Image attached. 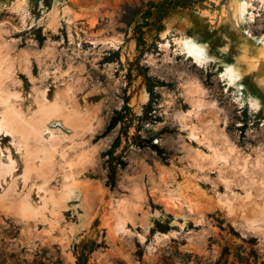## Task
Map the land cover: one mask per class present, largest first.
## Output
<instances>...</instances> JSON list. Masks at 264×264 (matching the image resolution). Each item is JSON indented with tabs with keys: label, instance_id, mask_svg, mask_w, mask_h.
Segmentation results:
<instances>
[{
	"label": "rangeland",
	"instance_id": "rangeland-1",
	"mask_svg": "<svg viewBox=\"0 0 264 264\" xmlns=\"http://www.w3.org/2000/svg\"><path fill=\"white\" fill-rule=\"evenodd\" d=\"M251 1L245 22L239 0H0V264H264V215L242 218L264 200V0ZM181 36L216 62L186 59ZM54 98L89 120L81 137Z\"/></svg>",
	"mask_w": 264,
	"mask_h": 264
},
{
	"label": "bare ground",
	"instance_id": "bare-ground-1",
	"mask_svg": "<svg viewBox=\"0 0 264 264\" xmlns=\"http://www.w3.org/2000/svg\"><path fill=\"white\" fill-rule=\"evenodd\" d=\"M19 5L20 3L18 4V6ZM251 8L254 10H258V7H255L254 3L251 0H239L238 6H237L238 17L242 18L245 22L253 21L255 18V14H254V10L250 11ZM251 37L255 39V37L253 36ZM175 40H176L175 42L178 44L180 48L181 54L186 59H189L196 66L204 67V66H207L208 64L216 62L215 57L210 54L209 47L206 44V42L202 40H197L196 38L192 36H181V37L175 38ZM258 40H261V42L264 43L262 36L259 37ZM219 76L226 82V85L230 87L235 86L237 88L240 100H247V103H249L250 106L256 110L262 106L261 102L257 98H254L252 96L247 97L244 94L245 87L242 84L241 75L233 63L225 62ZM193 90L199 91V87H195L193 88ZM200 101H203V99L201 98ZM47 105L53 108L59 109L61 113H63L68 118H70L71 120L70 123L73 122L72 125L76 127L75 135H77L78 138L81 137V134H80L81 130L83 128L89 127L90 125L89 120L86 119L84 114L70 109V107L65 103L64 99L62 98H54V100L50 104H47ZM1 135L8 136L9 134L8 132L2 131L0 128V136ZM215 149L217 150V152L219 150L220 151L219 153H225V152L229 153L234 150V147L230 144H223L221 142V144L215 147ZM221 150L223 152H221ZM197 156H198V153H197ZM197 159L199 161V158ZM72 193L73 191L68 190L61 197H56L51 193L49 195V199L53 204H57L60 207H63L66 202V199L70 197ZM139 199L140 197H137L136 195H132L129 197V200H127L126 203H123V206H122L123 209L120 211L119 217L116 223L117 229H122L124 227L126 223L125 218L128 216L130 207L134 206L137 202H139L138 201ZM229 206H230V209L232 210L234 209H236V211L239 209L242 210V207H244V202L234 201L232 202V204L230 203ZM246 208L247 209H245V212L242 215V218L243 220L246 221L247 224L253 225L256 222H258L264 215V200L262 202L254 203L252 206H248V207L246 206Z\"/></svg>",
	"mask_w": 264,
	"mask_h": 264
},
{
	"label": "flooded vegetation",
	"instance_id": "flooded-vegetation-1",
	"mask_svg": "<svg viewBox=\"0 0 264 264\" xmlns=\"http://www.w3.org/2000/svg\"><path fill=\"white\" fill-rule=\"evenodd\" d=\"M8 136H5V137H8ZM4 173H5V170H2V171L0 170V175H4Z\"/></svg>",
	"mask_w": 264,
	"mask_h": 264
},
{
	"label": "trees",
	"instance_id": "trees-1",
	"mask_svg": "<svg viewBox=\"0 0 264 264\" xmlns=\"http://www.w3.org/2000/svg\"><path fill=\"white\" fill-rule=\"evenodd\" d=\"M113 187V185H111Z\"/></svg>",
	"mask_w": 264,
	"mask_h": 264
}]
</instances>
